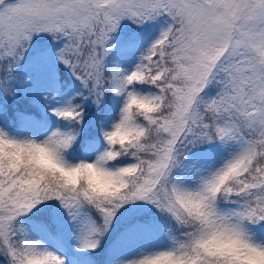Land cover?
Here are the masks:
<instances>
[{
	"label": "snow or ice",
	"instance_id": "1",
	"mask_svg": "<svg viewBox=\"0 0 264 264\" xmlns=\"http://www.w3.org/2000/svg\"><path fill=\"white\" fill-rule=\"evenodd\" d=\"M169 21L131 71L106 69L111 35L123 20L143 25ZM63 39L57 59L70 68L100 103L106 91L124 95L121 124L142 134L121 148L103 133L106 149L94 162L121 176L114 192L86 182L70 183L64 174L32 155L0 153V257L7 264H65L63 257L30 238L20 222L38 205L58 201L76 220L88 217L78 247L95 250L117 212L147 201L170 214L186 230L167 250L153 251L122 264H246L244 248L264 252L249 225L264 224V0H0V91L14 95L9 81L35 34ZM155 91L141 93L135 85ZM215 85L214 95L206 89ZM77 95H81L77 93ZM133 96L151 101V114L129 107ZM57 116L82 119L78 105L53 109ZM78 130L53 129L44 139L15 138L0 128V143L17 149L47 147L64 169V158ZM232 141L239 147L214 173L186 185L173 172L190 146ZM130 156L134 162L111 167ZM85 162V161H81ZM221 202L234 204L224 209ZM226 233L241 248L210 244Z\"/></svg>",
	"mask_w": 264,
	"mask_h": 264
},
{
	"label": "trees",
	"instance_id": "2",
	"mask_svg": "<svg viewBox=\"0 0 264 264\" xmlns=\"http://www.w3.org/2000/svg\"><path fill=\"white\" fill-rule=\"evenodd\" d=\"M168 22L163 16L143 25L129 20L122 22L111 35L113 47L105 57L106 69L115 67L131 71ZM63 43L62 38L56 39L49 33L33 36L9 81L15 94L0 91V128L12 137L36 140L53 129L78 130L74 142L63 155L79 153L82 161L92 162L106 149L103 133L119 120L125 97L106 91L100 103H94L70 68L57 59V52ZM135 89L141 93L155 91L144 84L135 85ZM206 92L214 95L215 85L209 86ZM70 103L78 105L82 111L78 124L57 116L55 112L44 115L45 109L66 107ZM217 142L219 140L190 146L187 159L182 166L174 169V177L186 185H193L195 178L189 175V171L194 169L192 166L199 152L215 146ZM133 162L132 157L122 156L110 162V166L115 168ZM57 202L47 201L42 206L38 205L21 217L20 222L30 238L40 240L41 233H53L70 253L78 257L79 264H110L116 255L120 256L122 264L148 253L143 251L147 245H152V252L167 250L171 247L172 238L182 239L181 233L186 230L170 214L147 201H136L124 205L117 212L95 250H82L78 247V237L84 235L88 217L99 222L98 213L95 209H85L83 216L73 220L59 209ZM249 230L256 242L264 243V224L249 225ZM0 264H7V260L0 257Z\"/></svg>",
	"mask_w": 264,
	"mask_h": 264
},
{
	"label": "clouds",
	"instance_id": "3",
	"mask_svg": "<svg viewBox=\"0 0 264 264\" xmlns=\"http://www.w3.org/2000/svg\"><path fill=\"white\" fill-rule=\"evenodd\" d=\"M128 104L129 107L138 110L140 113L151 114L155 107L151 101L140 98L139 96H133ZM107 132L110 133V139L117 149L121 148L126 143L136 140V138L142 134V131L138 130L134 125L121 124L120 119L116 121ZM4 152H11L14 155L17 153L32 155L35 159L46 162L52 169L62 172L65 179L70 183L86 182L97 191L114 192L118 190L122 184L120 175L97 166L94 161L78 162L76 163L77 167L66 170L57 160L53 151L47 147L41 146L28 149H17L0 143V153ZM209 243L225 250L241 248L240 241L226 233L214 235ZM243 251L246 255V264H264V252L248 248H244ZM157 264H163V261H159Z\"/></svg>",
	"mask_w": 264,
	"mask_h": 264
},
{
	"label": "rangeland",
	"instance_id": "4",
	"mask_svg": "<svg viewBox=\"0 0 264 264\" xmlns=\"http://www.w3.org/2000/svg\"><path fill=\"white\" fill-rule=\"evenodd\" d=\"M127 21L123 20L122 22ZM121 22V23H122ZM49 113L52 111L48 110ZM47 136V135H46ZM46 136L40 137V140L44 139ZM215 146H211L206 150L199 152L197 159L195 160L194 169L189 171V175L194 177V184H196L200 177H206L214 173L217 169H219L223 163L231 157L236 151H238V145L232 141H219ZM65 160L71 164H76L81 161V159H74L69 157L68 155L65 156ZM59 205V209L63 211L64 209L62 206L57 202ZM220 206L224 209H229L235 207L234 204L231 203H221ZM64 213L67 214L66 210ZM252 235V233L250 232ZM40 240L43 242L44 246L54 252L55 254L61 256L65 260V264H77L75 260L69 256L66 251V247L62 242H57L55 239L52 238L50 234L41 233ZM164 242V241H163ZM166 243V242H165ZM139 250V249H137ZM144 252H152V245H147L146 249L143 250ZM110 264H121V259L119 255H116L113 261Z\"/></svg>",
	"mask_w": 264,
	"mask_h": 264
}]
</instances>
